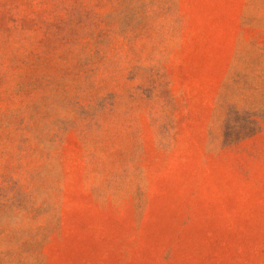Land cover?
Wrapping results in <instances>:
<instances>
[{"label": "rangeland", "instance_id": "1", "mask_svg": "<svg viewBox=\"0 0 264 264\" xmlns=\"http://www.w3.org/2000/svg\"><path fill=\"white\" fill-rule=\"evenodd\" d=\"M0 264H264V0H0Z\"/></svg>", "mask_w": 264, "mask_h": 264}]
</instances>
